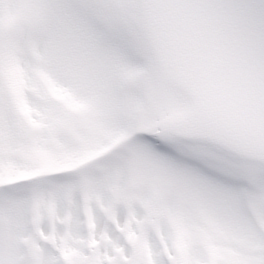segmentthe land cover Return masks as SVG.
Wrapping results in <instances>:
<instances>
[{
	"label": "snow or ice",
	"instance_id": "1",
	"mask_svg": "<svg viewBox=\"0 0 264 264\" xmlns=\"http://www.w3.org/2000/svg\"><path fill=\"white\" fill-rule=\"evenodd\" d=\"M0 264H264V0H0Z\"/></svg>",
	"mask_w": 264,
	"mask_h": 264
}]
</instances>
